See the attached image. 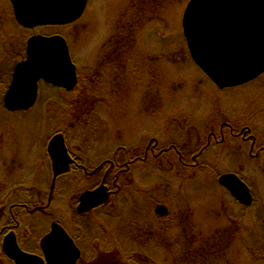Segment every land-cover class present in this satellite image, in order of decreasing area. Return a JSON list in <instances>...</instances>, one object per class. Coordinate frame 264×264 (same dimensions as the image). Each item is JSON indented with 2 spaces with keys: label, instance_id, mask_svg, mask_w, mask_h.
I'll return each instance as SVG.
<instances>
[{
  "label": "rangeland",
  "instance_id": "374dc122",
  "mask_svg": "<svg viewBox=\"0 0 264 264\" xmlns=\"http://www.w3.org/2000/svg\"><path fill=\"white\" fill-rule=\"evenodd\" d=\"M189 1L89 0L79 21L29 30L15 22L10 1L0 0V200H23L16 198L22 190L29 194L23 202L48 197L53 173L47 146L58 133L71 153L93 168L115 154L124 161L147 149L146 164L115 176L117 190L125 192L114 198L117 205L125 198L126 207H111L113 220L105 210L97 215L103 247L88 252L92 264H131L132 255L140 264H174L166 246L175 249L177 239L194 244L192 257L196 250L209 251L205 264H264V151L253 160L249 151H224L221 135H211L222 129L229 136L230 125L237 130L247 125L245 134L263 137L264 74L240 88L218 89L191 60L186 45L182 21ZM124 29L125 38L133 33L132 43L120 36ZM57 34L69 43L81 83L71 94L42 84L34 108L8 113L3 99L15 66L26 59L27 40ZM156 145L162 151H152ZM182 160L196 169L185 170ZM227 174L250 186L252 206L246 209L220 185ZM89 187L94 185L69 175L58 178L49 197L54 199L51 223L78 234L75 226L99 211L75 219L71 200ZM133 189L139 190L134 199ZM160 206L166 215L157 213ZM131 214L142 226L136 235L127 230ZM5 217L0 214V228ZM121 227H127L124 235L117 234Z\"/></svg>",
  "mask_w": 264,
  "mask_h": 264
},
{
  "label": "water",
  "instance_id": "95a60500",
  "mask_svg": "<svg viewBox=\"0 0 264 264\" xmlns=\"http://www.w3.org/2000/svg\"><path fill=\"white\" fill-rule=\"evenodd\" d=\"M16 22L25 29L40 26H67L84 15L89 0H10ZM186 45L194 64L220 90L246 85L264 74V0H190L182 21ZM27 57L13 71L4 107L9 112L27 111L37 102L39 84L73 91L78 84L67 40L61 35L32 36L27 41ZM53 181L67 174L74 162L65 136L54 135L48 145ZM219 183L244 206L253 203L248 186L234 174L221 176ZM110 189L102 183L81 194L79 214L109 202ZM166 215L165 207H158ZM12 235V236H10ZM4 244L16 264H77L81 251L61 224L53 223L42 240L44 257L25 254L14 234ZM12 239V240H11Z\"/></svg>",
  "mask_w": 264,
  "mask_h": 264
},
{
  "label": "flooded vegetation",
  "instance_id": "af4514ba",
  "mask_svg": "<svg viewBox=\"0 0 264 264\" xmlns=\"http://www.w3.org/2000/svg\"><path fill=\"white\" fill-rule=\"evenodd\" d=\"M115 69H117V68H115ZM8 87H7V89H8ZM60 90H62L66 94L73 93V92H67L64 89H60ZM35 106H36V104H35ZM224 125H226V124H223L222 128L224 127ZM229 128H230V130H228L230 132L229 136H225L222 129H221V132L219 131L218 133L214 132L211 134L212 136H215L216 134L218 136L221 135L220 141H218V142H220L219 144H222L221 146H222V149L224 151L234 153V154H236V152H240V153L244 154V153L249 151L248 154H249L250 159L258 160L259 158H262L261 153L264 151V135L262 137V136H257V135L254 136V135L245 134L244 129L246 128V130H247L250 128L247 125L242 126V128H239V130H237V128H232L231 125ZM229 143H232L231 146L227 145ZM209 145H211V144L207 143V145L205 147L204 146L202 147V150L206 149ZM157 147H158L157 145H156V147L153 146L152 151L154 149H156L157 151H162V150L158 149ZM47 148H48V146H47ZM146 151H147V149H145V153L143 154L144 157H143V155H140V156L137 155V156H133V157L129 156L124 161L118 160L117 155L115 154L113 156V159L106 160L103 163H101L99 165V167L93 168L92 163L87 162V160L82 156L79 158L75 157L69 149L70 155L73 158L74 162L72 163L71 167L69 168L70 171L67 174H65L64 176H68V175L72 174L70 176L71 180H74V176H76V179L80 184L89 185V186L94 185V187H92V188L89 187L90 189H87V190L81 192V194L86 192V191L96 189L102 183H104L110 189V193H111V197H110V200L108 203L87 212L89 214L85 213V215L84 214L81 215L77 212V207H78V203H79L81 194L77 197V199L74 198L75 200L70 199L71 201H73V205L76 204V206H75L76 207L75 219H77L79 217L83 218L87 215H90L91 213H93L97 209H101L102 207H105L111 201L113 202L112 207L115 206L112 209H116L119 206H121L122 202L117 205V200H116V198H114V197H118L119 194L120 193L122 194V192H123L121 189L117 190V188L115 186L116 184L114 182V180H117V178L115 176H119L120 174H123V173L125 175L126 174L128 175V173H131V170L136 165H138V163H145L146 164L147 161L149 160V157H148V154ZM186 155H188V152ZM195 157H196L195 155H193L191 157V159H190L191 162L196 161ZM153 158H154V156H152V159ZM180 158H181V154H180ZM49 159H50V157L48 155V160ZM184 161L185 160H182L181 164L185 170L193 171L196 169V168H194L195 165L193 166L192 164H189V162H187V161L184 162ZM50 165H51V163H50ZM262 168H264V166H261V169ZM73 174H74V176H73ZM99 174H101V177H100L101 181L100 182L97 181L98 182L97 183L96 180L100 176ZM97 175H99V176H97ZM248 187L251 191V194L253 196V201H254V194L252 192V189L250 188L249 185H248ZM20 193H21V195H17L16 198H21V199L24 198L25 200L24 199L23 200H13V201L11 200L8 202L4 201V200L2 201V199L0 200V205H2V209L0 211V214H1V216H6L4 218L6 220V224L2 225V227L0 228V264H16V262L14 260H12L8 257V255L6 254V252L4 250L5 241L7 238H9L10 234H14L15 240H16L19 248L25 254L44 257V254L42 253L43 251H42V246H41L42 243L41 242L45 238V236H47L50 233L51 226L54 223V222L51 223V221H49V219H48L49 215H50L49 210L51 209V207L54 203V201H53L54 199L49 198L51 196L50 191L48 193V197H46V195L43 194L42 196H39L37 198L35 197L33 200H31L32 202H28V201L23 202V201H26V197H28L29 194L26 195L24 193V190L20 191ZM250 206H252V204ZM250 206H244V207L246 208V207H250ZM85 218H87V217H85ZM7 220L9 223L7 222ZM86 222L87 221H85L84 223L80 222L79 224L82 225L83 228H85ZM132 223L133 222H131V225H129L128 229H127L129 235H130V229H132ZM58 224H61V222ZM80 225L75 226L76 228L77 227L79 228L78 234H77V231L72 233V232H70V230H67L63 224H61V226L68 232L69 236L73 239L72 241H74V243L79 247V249L81 251V255H80V258H79L77 264H83L84 261L89 260L86 257L87 254L85 253L84 250L89 251L90 249H88V248L90 246H92L90 244L93 243V241L90 243V240H89V242L86 240L85 233L83 232V228L81 230ZM138 225H139V228L142 227L140 224H138ZM76 235H78V237ZM10 236H12V235H10ZM84 253H85V255H84ZM44 264H47V263L45 262Z\"/></svg>",
  "mask_w": 264,
  "mask_h": 264
},
{
  "label": "trees",
  "instance_id": "16d2710c",
  "mask_svg": "<svg viewBox=\"0 0 264 264\" xmlns=\"http://www.w3.org/2000/svg\"><path fill=\"white\" fill-rule=\"evenodd\" d=\"M137 28V27H136ZM135 28V29H136ZM134 29V30H135ZM125 31V29L124 30H121L120 31V36L121 37H124V41H125V39L127 40V38L128 37H126L125 38V35H126V32H124ZM132 35L128 38V41L127 42H129V43H132L131 41L133 40V33H131ZM79 82L81 83V79H80V77H79ZM74 92V91H73ZM178 158V157H177ZM72 174H70L69 176H71ZM73 176H74V174H73ZM74 180L75 181H77V179H76V176H74ZM97 181H101V178H100V176L98 177V179L96 180V182ZM129 184V185H128ZM124 185H125V183H124ZM128 185V187H131V186H133L132 184L130 185V183H127L126 184V186ZM126 188V187H125ZM135 190V191H134ZM136 191H138L139 192V190H136V189H133V191L132 192H134L135 193V195L133 196V199L134 198H136L135 196H136V194L138 193V192H136ZM123 192H125V190H123ZM126 200H125V198H123L122 199V205H121V209H124L125 207H126V202H125ZM112 204H113V202L111 201L108 205H106L105 207H102L101 209H98L99 211H96V212H94L93 214H92V218H91V220H88L86 223H85V228H83L82 227V225H80L81 226V230H82V228H83V232L85 233V235H90V243L93 241V243H91L90 245H92V246H90L88 249H90L89 251H92V250H94V252H95V254L97 253V248H98V246L99 247H103V244H102V242H101V239H100V235H103L102 234V232L100 231V228L97 226V225H99L98 224V220L99 219H97L96 220V217H97V215L98 214H100L103 210H105V211H107L106 213L107 214H105V216L107 217V218H109V219H111V220H113V218H117V216L116 215H114V212H112V210H111V207H112ZM108 207H109V211H108ZM135 213V212H134ZM95 215V216H94ZM100 215H102V214H100ZM122 215V214H121ZM132 216V218H131V222H133L132 223V229H133V231H134V234L133 235H136V231L138 230V229H140L139 228V225L138 224H136L135 222H137V214L135 215V218H134V220H133V216H134V214H131ZM49 221H53L54 220V217H53V215L50 213V215H49ZM85 222V221H84ZM134 224V225H133ZM126 229H127V227H125ZM125 228L123 229L122 227L120 228V230H118V235H119V233L121 232H125ZM114 235V234H113ZM122 235H124V233H122ZM86 238H87V236H86ZM89 240H87L88 242H89ZM106 240H110V236H108L107 237V239ZM149 239H148V237H147V235H145V237H144V239H142V243H143V247H144V244L148 241ZM182 239H177V242H174V244H177V246H176V248L174 249V248H172L171 246L172 245H167L166 247H168L169 248V250H171V252H173V258H174V264H205V262H204V260H205V258H207V255H205L207 252H209V251H206V249L204 250V248H203V250H196L197 251V255L196 256H194V257H192V255H194L193 253H194V244L193 245H191L190 243L188 244V241H186V240H183V241H181ZM183 243V245H184V248L182 247L181 248V244ZM102 244V245H101ZM108 246L110 245V242H107L106 243ZM97 246V247H96ZM188 246V247H187ZM178 247H179V249H178ZM87 249V250H88ZM92 249V250H91ZM182 249V250H181ZM188 250V252H187V255L186 256H188V257H184V253L186 252ZM85 251V253L86 254H88V252L89 251H86V250H84ZM99 251V250H98ZM204 251H205V253H204ZM85 253H84V255H85ZM208 254V253H207ZM191 255V256H190ZM133 257L132 258H130V259H127V261L129 262V263H131V264H140L141 263V260H140V258H138L136 255H132ZM83 264H92V262L90 261V260H86V261H84V263Z\"/></svg>",
  "mask_w": 264,
  "mask_h": 264
}]
</instances>
